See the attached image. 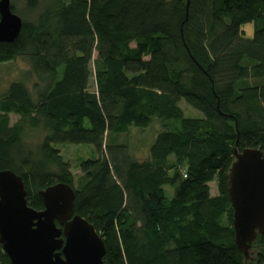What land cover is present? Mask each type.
I'll list each match as a JSON object with an SVG mask.
<instances>
[{"label":"trees","instance_id":"obj_1","mask_svg":"<svg viewBox=\"0 0 264 264\" xmlns=\"http://www.w3.org/2000/svg\"><path fill=\"white\" fill-rule=\"evenodd\" d=\"M25 2L38 12L0 43V63L21 57L35 80L0 96V170L22 178L27 204L41 210L39 190L71 186L74 213L104 243L103 264H244L227 171L234 146L264 152V0ZM181 100L202 116L182 117ZM153 123L138 158L121 136ZM58 144L97 151L76 187ZM254 249L264 251V234ZM0 264H10L1 245Z\"/></svg>","mask_w":264,"mask_h":264},{"label":"water","instance_id":"obj_2","mask_svg":"<svg viewBox=\"0 0 264 264\" xmlns=\"http://www.w3.org/2000/svg\"><path fill=\"white\" fill-rule=\"evenodd\" d=\"M22 19L10 0H0V43L13 42ZM233 242L250 259L251 246L264 234V152L234 146L227 171ZM43 209L27 204L22 178L0 170V245L10 264H103L104 243L85 218L74 213V190L63 182L37 192Z\"/></svg>","mask_w":264,"mask_h":264},{"label":"rangeland","instance_id":"obj_3","mask_svg":"<svg viewBox=\"0 0 264 264\" xmlns=\"http://www.w3.org/2000/svg\"><path fill=\"white\" fill-rule=\"evenodd\" d=\"M10 3L14 4L15 13L22 19H25L27 21L34 19L38 12L28 11L26 9L25 0H13ZM241 28L243 31V37L251 38L253 36L254 24L252 22L243 25ZM95 55L96 54L94 53L93 58H95ZM90 67L92 69V74L89 80V89L94 90L95 80L92 63L90 64ZM34 80L35 78H33V75L30 71V66L23 58L15 57L8 62L0 63V96L5 93L7 87L13 81H24L25 84L29 88H31ZM177 111L182 117L200 118L202 116L200 112L191 108L183 100L178 103ZM9 119L10 123L13 124L16 120H18V116L10 114ZM157 126L158 125L156 123H153L146 128L130 127L127 130V133L121 136V138L124 141H127L132 154H134L138 158H143L147 154L148 145L153 139ZM39 138L40 134L38 132H32L30 133V135H28L27 140L35 143ZM55 147L59 151L61 157L68 163L69 170L73 178V186L76 187L78 185L79 177L81 176V164L86 160L95 159L97 157L96 149L93 146L86 144H58ZM170 160V163L173 164L174 161L172 159ZM171 173L172 172H170V174ZM164 188L165 194L169 199L172 195V188L170 186H165ZM209 189V193L211 196L217 195V187L214 181L209 183ZM259 253L263 254L261 262H258L257 260ZM247 264H264V251L262 249L252 250L250 253V259Z\"/></svg>","mask_w":264,"mask_h":264},{"label":"built area","instance_id":"obj_4","mask_svg":"<svg viewBox=\"0 0 264 264\" xmlns=\"http://www.w3.org/2000/svg\"><path fill=\"white\" fill-rule=\"evenodd\" d=\"M186 175L183 173V177H185Z\"/></svg>","mask_w":264,"mask_h":264}]
</instances>
